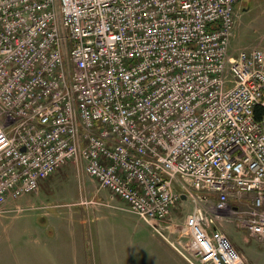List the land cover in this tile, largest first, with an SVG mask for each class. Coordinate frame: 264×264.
Listing matches in <instances>:
<instances>
[{
  "label": "built area",
  "instance_id": "2783aa9c",
  "mask_svg": "<svg viewBox=\"0 0 264 264\" xmlns=\"http://www.w3.org/2000/svg\"><path fill=\"white\" fill-rule=\"evenodd\" d=\"M240 1L0 0V214L72 162L159 234L190 201L197 261L247 264L214 225L264 241V48L230 51Z\"/></svg>",
  "mask_w": 264,
  "mask_h": 264
},
{
  "label": "crops",
  "instance_id": "0c3cea01",
  "mask_svg": "<svg viewBox=\"0 0 264 264\" xmlns=\"http://www.w3.org/2000/svg\"><path fill=\"white\" fill-rule=\"evenodd\" d=\"M243 2L245 1L241 0L236 5L235 13L240 10ZM95 195L94 192L90 198L96 202L86 205L90 209L91 219L96 221L100 219L95 221L94 228L98 234H101L104 226H113L116 231L111 239L99 235L94 242L91 241L92 246H96L95 250L100 264H200L194 255L196 250L191 239L187 237L188 240L184 241L182 238L184 236L181 237L179 234L173 236L172 233L176 227L172 221L169 222L171 224L163 223L161 225L162 234L158 233L157 236L154 234L156 232L149 229L150 226L139 216L121 209L124 203L117 196L110 192L105 195L98 192L97 196ZM35 197H39L38 192ZM21 200L30 203V197ZM11 202L12 200L7 203L8 207L11 206ZM66 204L73 203L67 202ZM58 205L60 204H53V206ZM45 213L50 221L47 224V221L43 220L42 224H47L48 228L52 227L57 230L56 234L52 233L51 236L45 234L44 229L47 227L40 226L33 221L32 215H26L19 220L11 216L14 213L0 214V226H3L5 230L8 228L4 224L5 221L12 220L7 234L11 245L9 244V251L6 254L0 255V264H78V257L81 253L85 257L87 244L85 240L78 241L76 238L74 224L58 221L57 215L47 213V211ZM101 220L105 222L100 223ZM119 227L132 229L130 231L132 235H123L122 232L116 230ZM148 231L150 236L144 237L143 235H146ZM33 237L35 244L31 245L29 241ZM144 251L147 253V259L142 261L139 256ZM254 256L258 257L257 262L251 257H246L244 258L246 263L258 264L259 262L260 264L264 257V255Z\"/></svg>",
  "mask_w": 264,
  "mask_h": 264
},
{
  "label": "rangeland",
  "instance_id": "374dc122",
  "mask_svg": "<svg viewBox=\"0 0 264 264\" xmlns=\"http://www.w3.org/2000/svg\"><path fill=\"white\" fill-rule=\"evenodd\" d=\"M244 1L240 5V10L235 13L233 33L230 38V51L250 49L253 47L264 48V0ZM95 184L94 179H91L86 173H78L75 165L72 162H68L42 180L36 191L13 200L10 207L15 210L10 211V213H14L11 216L21 220L20 218L26 215H32L35 223L47 227L44 231L45 234H49L50 236L52 233L56 234L57 230L52 227L48 228L47 224L50 220L45 216V211L57 215L59 217L58 221L73 223L76 230V238L78 241H81V239L85 240L87 244L85 257L81 253V256L78 257V264H100L97 251L95 250L96 246H92L91 241L94 242V239L99 235L100 237L111 239L116 231L113 226H104L101 234H98L94 226L100 219L97 221L92 220L91 214L89 213L90 209L85 204L82 205L79 203L81 198L90 199L92 197L95 192ZM36 192H38V198L35 197ZM99 192L105 195L109 191L107 189H101ZM29 197L30 203L21 200ZM248 197V195H244L241 201L230 197L228 203L230 205H238L239 208H245ZM67 202L73 204H70V207H68L66 205ZM55 203L60 205L53 206ZM17 207H20V209H17ZM191 210L192 203L190 201L182 202L174 210L170 219L176 227V230L172 233L174 237L179 234L181 237L184 236L182 237L184 241L188 240V234L183 232V223L186 214L190 213ZM206 212L208 216L214 215L208 208H206ZM43 220H46L47 224H42L41 221ZM11 222L12 220L5 221L4 224L6 228L8 227L7 230L3 226H0V255L6 254L9 251L10 242L7 234ZM104 222L102 220L100 221V223ZM214 225L230 239L233 247L243 258L251 257V259L257 262L258 257L254 255H264V241L250 237L235 215L226 212L224 215L215 219ZM116 230L122 232L125 236L132 235L130 232L132 229H126V227H119ZM164 231L163 234H165ZM154 234L158 236L157 232ZM147 235L150 236L149 231L143 236L147 237ZM29 244H35L34 237L31 238ZM139 257H141L142 261H145L147 259V253L144 251ZM260 264H264V257Z\"/></svg>",
  "mask_w": 264,
  "mask_h": 264
},
{
  "label": "trees",
  "instance_id": "16d2710c",
  "mask_svg": "<svg viewBox=\"0 0 264 264\" xmlns=\"http://www.w3.org/2000/svg\"><path fill=\"white\" fill-rule=\"evenodd\" d=\"M254 117L256 120H264V108L260 105H257L254 108Z\"/></svg>",
  "mask_w": 264,
  "mask_h": 264
},
{
  "label": "flooded vegetation",
  "instance_id": "af4514ba",
  "mask_svg": "<svg viewBox=\"0 0 264 264\" xmlns=\"http://www.w3.org/2000/svg\"><path fill=\"white\" fill-rule=\"evenodd\" d=\"M66 205L70 206V204H66Z\"/></svg>",
  "mask_w": 264,
  "mask_h": 264
},
{
  "label": "water",
  "instance_id": "95a60500",
  "mask_svg": "<svg viewBox=\"0 0 264 264\" xmlns=\"http://www.w3.org/2000/svg\"><path fill=\"white\" fill-rule=\"evenodd\" d=\"M184 195H182V197H183Z\"/></svg>",
  "mask_w": 264,
  "mask_h": 264
}]
</instances>
